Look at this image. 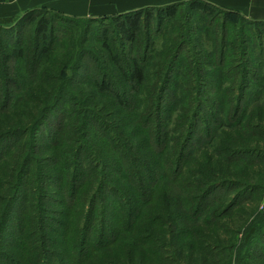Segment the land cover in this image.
Segmentation results:
<instances>
[{
  "label": "trees",
  "instance_id": "16d2710c",
  "mask_svg": "<svg viewBox=\"0 0 264 264\" xmlns=\"http://www.w3.org/2000/svg\"><path fill=\"white\" fill-rule=\"evenodd\" d=\"M42 11L52 13L66 21L104 19L114 23L115 31L112 33H116L120 41L117 49L120 48V51H123L128 44L136 52L128 58H123L119 51L115 52V48L111 46L108 37L109 31L104 34L102 46L107 49L108 64L115 67L120 80L113 77L108 66L98 56L90 53L81 63L80 61L75 63L81 74L70 79L69 83L77 85L84 83L95 89L98 95L115 100L123 111L118 115L120 123L122 120L128 121L125 116V113H128L142 131H145L143 135L152 146L150 152L157 154V157L158 155L164 157V160L161 170L151 175L153 179L154 175L159 174V182H153L154 180H151L149 176L145 177L149 179L140 182L137 177L138 173H141L139 166L146 167L145 161L138 159V155L132 157L127 152V155H124L126 162L121 161L119 166L123 168L127 164L132 166L122 176L129 183L137 180L138 187L135 190H137L140 205L135 203L133 191L130 200L123 199V204L119 209L120 214L110 222L107 217L101 215L96 217V212L101 213V210L97 206V199H94L98 195H95L85 201V204H89L86 207L83 221L80 220L79 223L71 225L68 215L78 208V204H81L79 202L81 191L90 185L92 187L100 175L98 173V155L88 154L81 147L78 151L79 154L74 155L73 159L66 162L68 173L60 179L62 185L58 188L63 198L68 197L63 200L62 205L68 209L63 214L64 220L52 219V236L60 237L58 239L60 249L58 252L56 251L58 255H55L54 252L52 255L50 253L51 238H48L46 226H44L47 219L41 213L42 204L40 206L38 204V215L36 214L31 219L28 213H25V216L21 218L24 220L15 224L16 231L13 241L9 243L10 247L19 251L24 257V262L21 259H10V261L12 264H51V262L52 264H65L62 263L65 261H69V264H118V256L114 252L125 249L126 247L123 246L127 243L137 254H140L142 250L144 254L147 253L148 243L151 242V239L148 238L149 235L147 237L144 235L142 227H139L138 223H141V220L144 223L148 211L153 210L155 195L161 185H179L184 191L180 190L182 195L188 191H194V194H190L189 197H179L185 201V204L189 205L192 202L194 205L195 209L190 208L187 211L188 218L197 215L194 220L202 219L206 207L204 202L211 198L218 186L224 185L228 189L235 188L234 185L231 186L232 181L229 180H222L220 183L216 182L203 187L200 180L198 179L197 182L195 177L194 181L186 180L185 170L189 169L191 161L189 159L194 158L200 149L210 147L215 142L219 130L243 127L244 121L252 118L251 108L257 107L259 104L264 105V21L249 20L238 12L225 11L202 0H190L161 7H147L113 17L93 19L68 17L43 8L28 11L21 17L27 22L25 26H31L33 31L17 36L14 53H0L1 116L14 106L13 91L17 87L15 85H19L23 81V77L19 76L20 72L14 79L4 73L5 64L14 62L18 57L23 58L26 52L24 44L30 45L34 42L37 54L31 60L32 63L29 64V67L31 66V70H35L38 59L45 61L52 57L51 46L57 38L56 35L60 33L66 35L70 31L69 29L56 28L53 23L51 29L49 21L45 19L46 17H42ZM223 11L226 12L223 15L227 17L221 18ZM229 16L239 17L244 24L235 27L234 23H229ZM192 21L198 22L199 30L203 31L198 35L200 38L204 32L207 35L206 43L203 38L193 40L195 47L191 46L192 37L190 34H186V36L182 34L183 30L189 28ZM165 35H176L177 38L165 45L162 43V38ZM166 39L167 37L164 38L165 41ZM170 44H173V49H175L172 55H170ZM2 46L3 42L0 39V47L2 48ZM194 48L197 49V52L194 51ZM253 54L256 58L251 57ZM168 55L169 59L166 60ZM211 55H213L212 60L209 59ZM161 59L164 61L157 63ZM152 69H155L154 73L150 72ZM208 75H214L216 80L210 81L207 78ZM212 84L215 85L214 91L211 92L212 95H215L214 98L205 93L208 86ZM78 101L79 98L76 95L66 92L55 99L60 108L64 103L70 108L69 116L76 112L71 105L78 104ZM186 103L187 106H185ZM48 111L51 112L52 109ZM94 118L96 123L100 121V116L97 115ZM124 124L127 126L126 136L132 137L130 121L124 122ZM35 127L37 128V126ZM36 128L33 129V133ZM100 128L104 134L98 137L108 144L107 147L112 149L115 144L116 147L122 148L125 145L118 135L113 133L115 129L102 125ZM258 128L260 126L257 124L256 127L250 129ZM258 131L256 133L264 138V132L260 129ZM19 132L18 129L2 134L0 140H3L0 141V145L10 138L20 136ZM251 153L254 152L251 151ZM221 155L223 156V154ZM157 157L152 156L151 161L158 163ZM127 158L130 159V162H127ZM228 158L230 159V157ZM231 160H227V162L230 164ZM241 161L249 164L250 159L244 158ZM32 162L33 159L30 158V155L27 156L25 164L23 163L26 173L21 179L22 181H19V190L23 185H29V181L24 179L32 174ZM99 181V185H101L102 180ZM31 191L33 198H40L39 187H34ZM17 194L11 207L7 205L5 216L0 220V262H6L8 259L4 251L7 239L5 232L9 228L12 216L7 212L10 209L14 211L15 203L21 199L19 193ZM1 200H5V198L3 197ZM216 206L217 208L220 206V201ZM236 206L237 202L227 206L225 208L227 212L222 216H227ZM210 215L214 216L215 213L210 212ZM37 217L39 223L37 222V226L31 228ZM209 223L211 224V222ZM176 230L177 227L173 232ZM255 233L256 229H252L246 240L252 238ZM36 239H38V243H36ZM135 240L138 243H135ZM133 255L131 253V256ZM113 257L115 262L111 261ZM178 260H184L183 254Z\"/></svg>",
  "mask_w": 264,
  "mask_h": 264
},
{
  "label": "rangeland",
  "instance_id": "374dc122",
  "mask_svg": "<svg viewBox=\"0 0 264 264\" xmlns=\"http://www.w3.org/2000/svg\"><path fill=\"white\" fill-rule=\"evenodd\" d=\"M225 13L223 11L220 17H227L223 15ZM41 14L49 21L51 29L53 23L56 28L70 31L66 35L64 33L56 35L57 38L51 46L52 57L45 61L38 59L35 70L29 67L31 60L37 54L34 42L30 45L25 43L24 57H18L14 62L6 63V68L3 70L12 79L16 78L20 72L19 76L23 77V81L15 85L17 87L13 91L14 106L9 112L0 115V136L10 131L20 130V136L10 138L0 145V220L5 216L7 205L11 207L17 193L21 198L15 203L14 211L8 209L7 212L12 216L9 228L5 232L7 239L4 251L8 259L0 264H12L10 259H21L24 262V257L19 251L10 247L9 243L13 241L16 231L15 224L24 220L21 218L25 216V213H28L32 219L38 213L40 204H42L41 213L47 219L44 225L46 233L48 238H51L50 253L52 255L54 252L58 255L60 237L52 236V219L63 221V214L68 211L62 206L63 200L68 197L63 198L58 188L62 185L60 179L68 173L66 162L79 154L81 147L88 154L98 155L100 175L92 187L90 185L81 191L82 194L79 197L81 204H78V208L74 212L69 210L71 225L79 223L80 220L83 221L86 207L89 204H85V201L95 195H98L94 199H97V206L101 210V213L96 212V217L100 215L107 217L110 222L120 214L119 209L123 204V199L130 200L133 191L135 203L140 205L137 190H135L138 187L137 180L129 183L122 176L132 166L130 164L124 168L119 166L121 161L126 162L124 155H127V152L132 157L138 155V159L145 161L147 168L139 166L141 173H138L137 177L140 182L149 179L145 177H151L163 167L164 157L159 155L157 157V154L150 152L152 146L143 135L145 131H142L136 121L125 113L128 121L122 120L120 123L118 115L123 111L115 100L98 95L95 89L84 83L78 85L69 83L70 79L81 74L75 63L79 61L81 63L90 53L98 56L108 66L113 77L120 80L115 67L108 64L107 49L102 46L104 34L109 31L111 46L115 48V52L119 51L123 58H128L136 52L128 44L123 51H120V48L117 49L120 41L116 33H112L115 31L114 23L104 19L66 21L52 13L42 11ZM229 23H234L235 27L244 24L239 17L230 16ZM26 24V20L21 16L0 20V39L3 42L0 53H14L17 36L33 31V28L25 26ZM198 25V22L192 21L189 28L182 31L183 35L190 34L192 37L190 40L192 47H195L193 40L203 38L205 43L207 41L205 32L202 33L201 38L198 36L200 32H203L199 30ZM165 37H167L166 41ZM176 38V35H165L162 43L167 45V42L170 43ZM169 46L170 55H172L175 49H173V44ZM194 51L197 52V49L194 48ZM251 57L256 58L254 54ZM212 58L213 55L209 56L210 60ZM163 61L161 59L157 63ZM154 71L155 69L150 70L151 73ZM207 78L210 81L216 80L214 75H208ZM214 87V84L208 86L205 90L207 96L215 97L211 94ZM63 92L74 94L81 101L71 105L76 111L71 116H69L70 108L65 103L60 108L55 102V99L61 97ZM210 106H212L211 103ZM253 107L251 108L252 118L244 121L243 127L219 130L215 142L210 147L200 149L194 158L189 159L191 160L189 169L185 170L186 180L194 181L195 177L197 182L198 179L200 180L203 187L216 182L220 183L222 180H229L232 181V185H229H234L235 188L228 189L224 185L218 186L211 198L204 202L206 207L202 219L194 220L197 215L188 218L187 214L188 209H195L192 202L188 205L179 198L189 197L190 194H194V191H188L187 194L182 195L183 190L179 185L178 187L170 184L161 185L155 195L153 210L148 211L144 223L142 220L138 223L144 235L146 237L149 235L148 238L151 239L147 253L144 254L142 250L140 254H137L127 243L123 246L126 247L125 249L114 252L118 256V264H264V138L256 133L258 129L264 132V105L259 104ZM49 109L52 111H48ZM97 115L100 116V121L96 123L94 117ZM129 121L132 125L130 131L133 134L132 137H127L125 133L127 126L124 122ZM257 124L260 128L250 129L256 127ZM101 125L115 129L113 133H116L125 145L122 148L116 147L115 144L112 149L107 147L108 144L98 137L104 134H102ZM34 128L36 130L33 133ZM125 142L130 144L127 145ZM29 155L33 159L31 165L33 171L29 177L24 179L29 181V185L25 184L19 190V181H22L26 173L23 163ZM151 155L158 158V163L151 161ZM228 157L232 159L230 164L227 162L230 160ZM244 158L250 159L249 164L241 161ZM127 162H130L129 158ZM158 175L150 179L155 183L159 182ZM99 180H102L101 185H99ZM34 187H39L40 198H33L31 189ZM3 197L5 200H1ZM218 201H220V206L217 208ZM234 202H237V206L227 216H222L227 212L225 208ZM210 212L215 215L211 216ZM37 222L39 223L38 217L31 228L37 226ZM176 227V232H173ZM252 229H256V233L246 240ZM144 235L141 236L144 237ZM35 241L38 243V239ZM131 253L134 255L131 256ZM181 254L184 260L179 261ZM111 261L115 262V258L113 257ZM62 263L69 264V261Z\"/></svg>",
  "mask_w": 264,
  "mask_h": 264
},
{
  "label": "crops",
  "instance_id": "0c3cea01",
  "mask_svg": "<svg viewBox=\"0 0 264 264\" xmlns=\"http://www.w3.org/2000/svg\"><path fill=\"white\" fill-rule=\"evenodd\" d=\"M190 0H0V20L34 9H47L74 18L113 17L147 7H161ZM245 18L264 21V0H202Z\"/></svg>",
  "mask_w": 264,
  "mask_h": 264
}]
</instances>
